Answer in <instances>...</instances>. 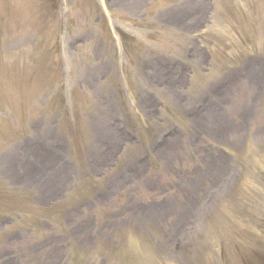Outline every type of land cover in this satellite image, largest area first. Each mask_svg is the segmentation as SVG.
I'll use <instances>...</instances> for the list:
<instances>
[{
  "label": "rangeland",
  "instance_id": "374dc122",
  "mask_svg": "<svg viewBox=\"0 0 264 264\" xmlns=\"http://www.w3.org/2000/svg\"><path fill=\"white\" fill-rule=\"evenodd\" d=\"M0 264H264V0H0Z\"/></svg>",
  "mask_w": 264,
  "mask_h": 264
}]
</instances>
